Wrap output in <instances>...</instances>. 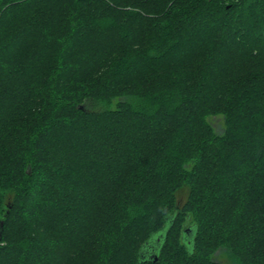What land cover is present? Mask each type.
<instances>
[{
    "label": "trees",
    "instance_id": "obj_1",
    "mask_svg": "<svg viewBox=\"0 0 264 264\" xmlns=\"http://www.w3.org/2000/svg\"><path fill=\"white\" fill-rule=\"evenodd\" d=\"M0 221V264H264V0H0Z\"/></svg>",
    "mask_w": 264,
    "mask_h": 264
},
{
    "label": "rangeland",
    "instance_id": "obj_2",
    "mask_svg": "<svg viewBox=\"0 0 264 264\" xmlns=\"http://www.w3.org/2000/svg\"><path fill=\"white\" fill-rule=\"evenodd\" d=\"M210 122L213 124V126L215 127V130L218 133H222L225 129V124H224V120L221 117H211L210 118Z\"/></svg>",
    "mask_w": 264,
    "mask_h": 264
},
{
    "label": "water",
    "instance_id": "obj_3",
    "mask_svg": "<svg viewBox=\"0 0 264 264\" xmlns=\"http://www.w3.org/2000/svg\"><path fill=\"white\" fill-rule=\"evenodd\" d=\"M3 231H4V222L3 221H0V241L3 238ZM161 237H162V235H159V237H157V241H159ZM154 256L157 259V255H154Z\"/></svg>",
    "mask_w": 264,
    "mask_h": 264
}]
</instances>
